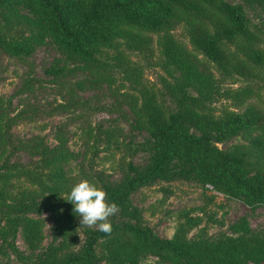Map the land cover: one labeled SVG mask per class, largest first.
Masks as SVG:
<instances>
[{
    "label": "trees",
    "instance_id": "trees-1",
    "mask_svg": "<svg viewBox=\"0 0 264 264\" xmlns=\"http://www.w3.org/2000/svg\"><path fill=\"white\" fill-rule=\"evenodd\" d=\"M241 1L264 9V0ZM22 8L32 14L29 20L37 29L25 39L11 32ZM177 23L184 24L197 53L175 38L172 29ZM144 31L162 34V66L171 77L165 89L174 107L166 109L143 87L140 103L133 96L131 111L137 127L150 138L149 164L142 168L130 164L119 180L82 176L137 222L117 218L115 212L108 218L110 233L85 228L80 246L73 248L79 238V217L60 195L66 196L77 180L70 167L78 154L60 132L55 147L35 141L33 164L13 162L15 118L9 112L11 100L0 96V255L15 249L20 229L29 249L36 251L44 240V226L41 217L30 213L46 210L55 217L62 239L31 264H97L99 244L112 264H136L143 252L171 264H264V231L254 232L245 224L230 235L209 236L203 227L191 236L200 219L186 215L173 237L161 238L140 222L131 199L177 161L195 180L228 192L251 208L264 205V106L248 105L241 112L226 107L219 113L213 106L222 98L235 102L252 93L248 86L223 90L227 78L234 82L237 76L246 77L249 83L264 85V31L251 23L243 5L228 0H0V48L13 56H30L50 39L60 57L45 71L55 82L83 72L112 86L113 73L119 71L125 81L140 85L141 68L124 53L118 52L113 62L102 61L100 54L115 47L118 39L130 49L145 45ZM73 59L80 63L69 67ZM239 132L258 134L247 144L226 150L216 145ZM21 178L32 188L23 187L15 194L13 180Z\"/></svg>",
    "mask_w": 264,
    "mask_h": 264
},
{
    "label": "rangeland",
    "instance_id": "rangeland-1",
    "mask_svg": "<svg viewBox=\"0 0 264 264\" xmlns=\"http://www.w3.org/2000/svg\"><path fill=\"white\" fill-rule=\"evenodd\" d=\"M228 1L243 5L251 23L264 31L262 7L247 5L241 0ZM20 15L12 34L19 39L36 34L37 29L29 20L32 14L22 8ZM142 33L147 39L145 45L130 49L122 39H118L115 47L104 48L100 54L102 61L113 62L118 52L124 53L141 68V84L138 86L125 81L119 71L113 73L115 81L112 86L97 82L94 75L83 72L70 74L60 82L53 81V76L45 70L60 54L50 39L30 56H13L0 48V96L11 100L9 112L15 118L12 133L17 148L14 150L13 162L33 164L37 160L32 148L35 141L55 147L58 144L56 136L62 132L67 136L70 149L78 154V159L70 167L71 174L77 176L76 182L84 180V174L93 179L119 180L128 171L130 164L140 168L148 165L152 156L150 138L146 131L137 127L131 111L133 96L140 103L139 92L144 87L147 92L156 95L158 102L166 109H172L174 104L165 89V83L171 77L162 66L159 43L162 34L149 31ZM172 33L189 50L196 52L185 35L183 23H177ZM199 57L203 58L201 54ZM79 63V60H69L68 66ZM79 82L84 84L82 88L77 86ZM246 86L253 89L251 94L235 102L220 99L213 104L217 107L216 112L226 107L241 112L248 105L264 106V85L256 81L249 83L246 77L240 76L234 82L228 78L222 81L223 90ZM257 134L239 132L225 140H218L216 145L226 150L237 144H247L249 137ZM187 170V166L174 161L162 176L132 194L131 199L139 211L142 224L150 227L161 238L173 237L179 221L185 220L186 215L200 219V225L192 229L191 236L203 227H206L209 236L230 235L238 232L245 224L254 232L264 231V205L251 208L228 192L195 180L188 175ZM13 182L12 192L15 194L23 187L32 188L23 178ZM30 215L43 220L44 240L41 246L36 251L29 249L20 229L14 243L15 249L10 248L7 253L0 255V264H31L50 245L60 244L62 237L59 236L56 219L51 213L43 210L39 214ZM116 215L117 218L137 222L136 218L124 216L120 209H117ZM85 228L96 226L80 225L78 220L79 238L73 248L80 246ZM97 253V264H112L102 244L97 246ZM136 264L171 263L150 252H143Z\"/></svg>",
    "mask_w": 264,
    "mask_h": 264
},
{
    "label": "clouds",
    "instance_id": "clouds-1",
    "mask_svg": "<svg viewBox=\"0 0 264 264\" xmlns=\"http://www.w3.org/2000/svg\"><path fill=\"white\" fill-rule=\"evenodd\" d=\"M73 205V213L79 217L80 225L93 226L105 234L112 231L109 217L117 211L114 202L106 200L105 191L84 179L75 182L67 195H60Z\"/></svg>",
    "mask_w": 264,
    "mask_h": 264
},
{
    "label": "built area",
    "instance_id": "built-area-1",
    "mask_svg": "<svg viewBox=\"0 0 264 264\" xmlns=\"http://www.w3.org/2000/svg\"><path fill=\"white\" fill-rule=\"evenodd\" d=\"M209 186H210V184H209ZM212 187V186H211Z\"/></svg>",
    "mask_w": 264,
    "mask_h": 264
}]
</instances>
